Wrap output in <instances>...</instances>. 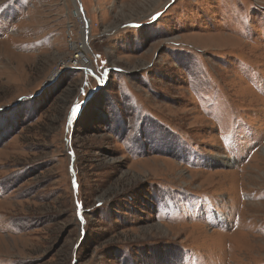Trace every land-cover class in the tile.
Returning a JSON list of instances; mask_svg holds the SVG:
<instances>
[{
	"label": "rangeland",
	"instance_id": "rangeland-1",
	"mask_svg": "<svg viewBox=\"0 0 264 264\" xmlns=\"http://www.w3.org/2000/svg\"><path fill=\"white\" fill-rule=\"evenodd\" d=\"M263 147L264 0H0V264H264Z\"/></svg>",
	"mask_w": 264,
	"mask_h": 264
},
{
	"label": "bare ground",
	"instance_id": "bare-ground-1",
	"mask_svg": "<svg viewBox=\"0 0 264 264\" xmlns=\"http://www.w3.org/2000/svg\"><path fill=\"white\" fill-rule=\"evenodd\" d=\"M76 13L79 15V17L82 19V21L84 22V24H85V21L83 20V17H82V15H81V13H80V9L77 7V9H76ZM81 15V16H80ZM88 22V21H87ZM72 47L74 48V49H76L77 50V52L76 53H79V55H76V59L77 58H81V56L82 55H80V52L81 53H83V50H82V47L80 48L79 46H77V45H75V44H72ZM80 56V57H79ZM261 150H263V152H264V147L261 149ZM162 226L163 225H160V227L162 228ZM159 227V226H158ZM165 227V226H164Z\"/></svg>",
	"mask_w": 264,
	"mask_h": 264
},
{
	"label": "built area",
	"instance_id": "built-area-1",
	"mask_svg": "<svg viewBox=\"0 0 264 264\" xmlns=\"http://www.w3.org/2000/svg\"><path fill=\"white\" fill-rule=\"evenodd\" d=\"M83 23V22H82ZM82 55V54H81ZM83 56V55H82ZM81 56V58H77L73 61V65H78L79 68H83V69H89L92 65L91 62L88 63H83V57Z\"/></svg>",
	"mask_w": 264,
	"mask_h": 264
},
{
	"label": "snow or ice",
	"instance_id": "snow-or-ice-1",
	"mask_svg": "<svg viewBox=\"0 0 264 264\" xmlns=\"http://www.w3.org/2000/svg\"><path fill=\"white\" fill-rule=\"evenodd\" d=\"M79 107H80L79 104H77V105L73 108V111H72V115H73V116L76 115V111H77V109H78ZM69 123H71V118L69 119ZM81 219H83V218L81 217Z\"/></svg>",
	"mask_w": 264,
	"mask_h": 264
},
{
	"label": "water",
	"instance_id": "water-1",
	"mask_svg": "<svg viewBox=\"0 0 264 264\" xmlns=\"http://www.w3.org/2000/svg\"><path fill=\"white\" fill-rule=\"evenodd\" d=\"M72 156H73L72 158H73V160H74V153H73V152H72ZM71 170H72L73 175H75L74 168H72Z\"/></svg>",
	"mask_w": 264,
	"mask_h": 264
}]
</instances>
